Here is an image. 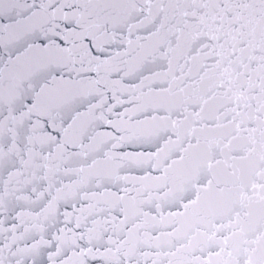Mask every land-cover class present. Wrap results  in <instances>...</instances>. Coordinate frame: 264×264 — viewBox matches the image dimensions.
<instances>
[{"label": "snow or ice", "instance_id": "6c2138e0", "mask_svg": "<svg viewBox=\"0 0 264 264\" xmlns=\"http://www.w3.org/2000/svg\"><path fill=\"white\" fill-rule=\"evenodd\" d=\"M0 264H264V0H0Z\"/></svg>", "mask_w": 264, "mask_h": 264}]
</instances>
